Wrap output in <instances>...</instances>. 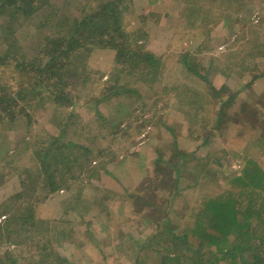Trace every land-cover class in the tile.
Returning <instances> with one entry per match:
<instances>
[{"label": "rangeland", "instance_id": "obj_1", "mask_svg": "<svg viewBox=\"0 0 264 264\" xmlns=\"http://www.w3.org/2000/svg\"><path fill=\"white\" fill-rule=\"evenodd\" d=\"M185 1L115 0L120 28L129 33L131 40L140 35L137 43H143L149 53L161 58V75L153 91L149 83H134L139 85V94L107 95L104 87L110 85V76L121 83L125 72L116 71L114 49L90 44L83 58L71 63L80 69L76 75L70 67L73 82L66 88L69 103L60 102L53 113L56 106L47 99H32L23 111L13 107L16 118L12 123L6 118L0 121V136L4 139L0 145L8 149L0 155V207L3 209L15 197L17 205L25 201L38 219L49 222L48 227H43L45 232L41 231V223L27 224L14 238L0 240V254L9 250L25 264L41 250L37 246L59 230L64 236L54 247L72 264H106L103 254L110 250L118 254V264H134L138 245L155 234L151 228L157 229V225L150 223L147 210L140 212L137 208L124 215L126 205L122 200L127 202L129 193L150 200V168L156 151L165 158L166 166H179L180 194L172 205L177 212L170 216L174 233L194 221L193 214L202 207L203 199L238 190L230 180L240 174L246 160L253 159L264 171V77L248 85L252 75L263 69L264 58L254 56L264 54V0H191L202 5L196 13L205 20L194 23L185 18L191 19L183 9ZM64 3L74 8L71 14L78 16L85 12L75 8L85 5L88 12L94 1L50 0L30 18L16 20V36L29 57L35 55L46 36L57 34L50 24L40 26L43 15L49 11L63 13L64 10L58 13V7ZM3 37L9 35L0 31V46L4 44ZM3 56L0 54V59ZM188 61L197 74L187 70ZM3 68L6 73L0 69V87L14 91L16 74L9 67ZM35 74L32 72L29 78ZM57 78L54 75L59 81ZM22 84L26 86V82ZM210 85L224 98L235 94L225 108L227 118H222L215 128L219 104L213 105ZM222 85L225 89H220ZM242 85H246L245 89L240 90ZM176 94H181L180 99L174 97ZM201 95L207 96L206 100H199ZM199 106L201 109L195 112ZM95 107L104 110L103 118L95 117ZM45 113L49 116L46 120ZM117 115L113 127L111 117ZM52 121L59 129L66 126V139L95 149L94 160L81 169L73 168L75 178L69 191L62 189L44 198L41 191L27 190L26 170L33 167L31 150L42 149L52 140ZM86 157L81 155V159ZM99 162L105 163L102 164L108 173L101 172ZM144 214L149 217L146 227L139 224ZM100 225H106L108 232ZM109 234L117 244H110L113 241L107 238ZM188 240L196 239L189 235ZM171 243L170 236L159 234L153 244L159 251L150 250L149 244L139 253V260L142 264H159L160 252L181 256L187 253Z\"/></svg>", "mask_w": 264, "mask_h": 264}, {"label": "trees", "instance_id": "obj_2", "mask_svg": "<svg viewBox=\"0 0 264 264\" xmlns=\"http://www.w3.org/2000/svg\"><path fill=\"white\" fill-rule=\"evenodd\" d=\"M93 1L94 3L88 12L85 11V5L75 8V11L85 12L78 16L70 13L71 9L74 8L66 3L58 7V13L64 10L61 14L52 11L45 13L42 22L39 23L40 26L44 27L50 24L55 28L57 34L46 36L43 45L36 51L35 55L29 57L24 48L20 47L19 39L16 36V20L18 18L24 20L30 18L34 12L36 13L42 5L48 4L50 0H0V31L9 35L8 38L3 37L4 44L2 43L0 46V54H4L0 59V69L6 73V69L3 67H9L11 72L16 74L14 78L18 82L15 88L12 86L14 91H7V88L0 87V121L6 118L9 123H12L16 118L13 107L18 106L23 111L25 105L31 103L32 99H39L40 97L47 99L56 106L53 107V113L57 107L61 106L60 102L69 103L70 98L66 88L73 82L70 67L75 69L76 75L80 69L79 66L71 65V63L78 58H83L84 51L89 50L90 44L114 49L116 71L125 72V82L122 80L120 83L118 78L113 79L114 75L110 76L108 79L110 85L104 87L107 95L110 93L119 96L121 94H139V85L135 86L134 83L141 86L149 83L150 90L153 91V84L159 83L158 78L161 75V58L149 53L143 43H137L140 35L131 40L129 33L127 34L120 28L118 21L120 12L115 0ZM65 5L68 8L64 9ZM201 7L200 3L195 4L191 0H186L183 9L190 13L191 19L185 18L190 23L197 20L205 21L200 13H196V11L201 10ZM261 56L264 58V54L256 53L254 58ZM36 59H39V62L35 61ZM120 63L125 64V67L122 68ZM262 65L261 72L252 75L248 85L254 83L257 78L264 77V63ZM186 68L189 72L197 74L193 64H190L189 61ZM32 72L36 73L33 79L29 78ZM46 72L48 73L47 76L45 75ZM54 75L59 76L57 78L59 81L54 79ZM22 82H26V86ZM128 83H132V85ZM245 86L242 85L240 90L245 89ZM210 87L212 91L209 94L215 98L213 105L219 104V108L216 110L215 128L219 127L221 119L227 116L225 108L233 102L232 99L235 98V94L224 98L213 85ZM220 89H225V85H222ZM174 97L180 99L181 94H176ZM198 98L199 100H206L207 96L201 95ZM190 104L193 103L190 102ZM200 107L196 108L195 112L200 110ZM95 109V117L97 119L103 118L102 111L104 110L101 107H95ZM188 111L193 113V117H197V114L191 109ZM48 118V114L45 113V120ZM117 118L118 115L111 117L113 127L116 126ZM51 126L52 130L49 136L52 140L41 147L42 149L34 148L31 150L30 160L33 161V167L26 170L30 187L27 190L31 193L37 190L41 191L44 198L62 189L69 191L75 178L73 168L81 169L84 165L87 166L92 162L94 160L92 153L95 150L76 141L66 139V126L61 125L62 128L59 129L57 123L53 121ZM57 136L61 138V141ZM0 140L1 143H4L1 136ZM58 140L61 143L57 142ZM261 142H264V137ZM7 150L0 145V155L3 152L6 153ZM156 152L157 157L155 160L153 159L154 162L150 168V200L142 199L140 195H135L136 193L126 194L127 202L122 200L123 205H126L124 215L127 214L128 210L135 212L137 208L140 212L147 210L150 212V223L157 225V229L151 228L152 231L155 230V234L147 236L146 242L142 245L137 244L138 250L134 264H142L139 260V253L145 250L149 244L150 250L159 251V248H154L153 244L158 235L162 233L171 237V246L185 249L187 253L181 256L160 252L162 259L159 264H264V171L254 164V160H246L240 174L231 178L230 183L238 190L217 194L206 200L203 199L202 207L198 209L196 214H193L196 216L194 221L188 226L185 225L186 227L179 233H174L170 216H176L175 212H177L174 208L175 205L174 207L172 205L175 198L180 194L177 185L179 183V166L178 163L174 164L173 169L166 166L163 164L165 158L162 159L159 154L160 151ZM178 152L176 150V155ZM183 153L185 152H181L182 155ZM81 155L88 157L84 160L81 159ZM32 161L30 162L32 163ZM99 163L101 172L108 173L102 164L104 162ZM88 171L95 172L96 169H88ZM179 196L181 197V195ZM12 199L3 209L0 207V217H4L3 220H0V240L14 238L15 235L21 233V231L18 232L19 228L27 224L40 226L41 223L40 227H48L49 222L38 219L25 201H21L17 205L16 198ZM140 217L139 224L146 227L149 217L147 214ZM158 223H160L159 226ZM100 228H107L106 232H108L106 225H100ZM41 231L45 232V228ZM61 233L57 230L54 236H50L38 245L37 248L41 250L37 254L35 253L36 255H32L25 264H72L54 247L56 243L61 242V238L64 236ZM88 233L91 234L89 231ZM189 235L196 240H188ZM107 238L113 241L110 243L111 245L117 244V239L111 238L110 234ZM158 244L161 245L162 243L158 242ZM165 247L170 250L169 246ZM48 248L49 250H47ZM1 252L0 264H21L15 253L9 252V250ZM116 254L113 250L103 254L106 264L120 263V260L116 259L118 255ZM179 256L181 257L178 258Z\"/></svg>", "mask_w": 264, "mask_h": 264}]
</instances>
